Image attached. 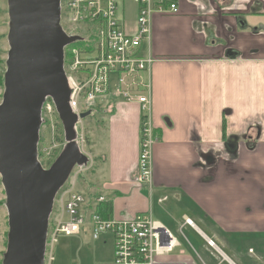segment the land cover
Returning a JSON list of instances; mask_svg holds the SVG:
<instances>
[{
  "label": "crops",
  "instance_id": "obj_1",
  "mask_svg": "<svg viewBox=\"0 0 264 264\" xmlns=\"http://www.w3.org/2000/svg\"><path fill=\"white\" fill-rule=\"evenodd\" d=\"M165 1L178 13L153 17L143 76L159 138L152 184L136 181L140 106H100L82 147L96 161L76 190L82 213L103 197L113 220L159 222L178 246L157 264H264V0Z\"/></svg>",
  "mask_w": 264,
  "mask_h": 264
},
{
  "label": "built area",
  "instance_id": "obj_2",
  "mask_svg": "<svg viewBox=\"0 0 264 264\" xmlns=\"http://www.w3.org/2000/svg\"><path fill=\"white\" fill-rule=\"evenodd\" d=\"M122 1L60 0L61 29L68 37L78 36L80 39L75 42L81 43L76 46L73 42L63 48V70L69 90L67 106L77 117L74 130L82 146L84 133L79 118L82 113L100 106L108 110L120 103L136 102L141 109L136 181L151 186L152 153L159 138L150 120L149 86L143 76L155 62L149 48L153 17L175 15L178 9L176 4L165 0H125L135 5L136 14L133 22L128 19L119 22ZM8 29L5 34L0 31V104L5 91ZM53 114L56 115L53 101L46 98L40 112L41 124L45 119L49 121ZM91 164L92 160L86 167L76 165V173L71 171L68 177V186H65L66 181L55 196L53 217L50 214L48 220L43 264H52L51 248L58 236L78 235L86 221L82 213L85 198L75 190V181L87 167L91 168ZM94 201L100 204L105 199L98 197ZM55 205L56 212H53ZM87 220L93 240L103 235L111 238L113 264H157L159 257L169 255L178 246L168 229L145 214L118 221L104 219L94 211ZM189 223L185 220V224Z\"/></svg>",
  "mask_w": 264,
  "mask_h": 264
},
{
  "label": "water",
  "instance_id": "obj_3",
  "mask_svg": "<svg viewBox=\"0 0 264 264\" xmlns=\"http://www.w3.org/2000/svg\"><path fill=\"white\" fill-rule=\"evenodd\" d=\"M9 30L0 104V183L7 212L1 264H43L48 220L56 194L73 167L87 161L74 145L77 117L68 109L63 48L78 41L60 27V0H7ZM53 101L66 131V149L45 170L37 161L40 112ZM91 111L82 113L81 120ZM74 131V132H73Z\"/></svg>",
  "mask_w": 264,
  "mask_h": 264
},
{
  "label": "rangeland",
  "instance_id": "obj_4",
  "mask_svg": "<svg viewBox=\"0 0 264 264\" xmlns=\"http://www.w3.org/2000/svg\"><path fill=\"white\" fill-rule=\"evenodd\" d=\"M135 5L127 1H122L119 3L118 19L119 22H124L129 18H132ZM0 31L6 33L9 28V20L7 14V0H0ZM62 28V25L60 26ZM9 30V29H8ZM73 45L80 46V42H75ZM47 118V117H45ZM102 115L98 111L92 110L90 116L82 120L83 128V138L84 143L81 146L80 143L76 140L78 134L76 132L74 135V145L77 148L79 153H82V147L84 146L85 151L87 150V135L88 129L95 130L96 121H101ZM51 120V121H50ZM45 122V123H44ZM81 136V134L79 135ZM80 138V137H79ZM94 141V140H93ZM100 142V141H99ZM39 144L37 145V161L40 162L41 167L45 170L49 169L54 161L59 157V155L66 149V131L63 129L60 120L58 119L57 113L53 114L51 118L45 119L42 121L39 130ZM91 149L92 156L97 153L96 148ZM83 148V149H84ZM225 149V148H224ZM87 152V151H86ZM48 153V156L46 154ZM86 154V153H85ZM85 167L90 165V156H86ZM95 160H92L91 168L87 167L84 173L88 175L95 167ZM233 167V165L231 166ZM73 173H76L77 167H73ZM234 172L242 173V168L238 165ZM72 173V174H73ZM248 176V175H247ZM254 182V174H249L248 180L244 176V180L247 184L249 180ZM70 179H67L65 186H68ZM237 182H241L239 178L236 179ZM262 185L264 186V174L261 178ZM77 185V186H76ZM83 181H81V175L75 181V190L84 192L82 190ZM0 264L2 263L3 255L6 251L7 245V212L5 208V195L0 183ZM56 212V205L53 208V212ZM51 217L53 215L51 214ZM52 219V218H51ZM85 223L80 228V233L73 236H58L51 248V255L53 257L52 264H113L112 260V250L113 242L112 240L106 237H100L99 240H93L90 233V224L85 218ZM106 236V235H104Z\"/></svg>",
  "mask_w": 264,
  "mask_h": 264
},
{
  "label": "trees",
  "instance_id": "obj_5",
  "mask_svg": "<svg viewBox=\"0 0 264 264\" xmlns=\"http://www.w3.org/2000/svg\"><path fill=\"white\" fill-rule=\"evenodd\" d=\"M111 204L109 202H103L100 203L96 208L95 212L103 217L104 219H110L111 218Z\"/></svg>",
  "mask_w": 264,
  "mask_h": 264
}]
</instances>
